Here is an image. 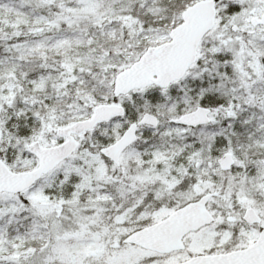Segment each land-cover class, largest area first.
<instances>
[{"label":"snow or ice","instance_id":"obj_1","mask_svg":"<svg viewBox=\"0 0 264 264\" xmlns=\"http://www.w3.org/2000/svg\"><path fill=\"white\" fill-rule=\"evenodd\" d=\"M0 264H264V0H0Z\"/></svg>","mask_w":264,"mask_h":264}]
</instances>
